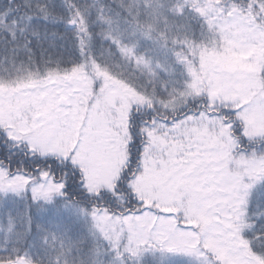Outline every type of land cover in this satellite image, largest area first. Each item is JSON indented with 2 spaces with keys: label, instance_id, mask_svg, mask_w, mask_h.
<instances>
[{
  "label": "snow or ice",
  "instance_id": "6c2138e0",
  "mask_svg": "<svg viewBox=\"0 0 264 264\" xmlns=\"http://www.w3.org/2000/svg\"><path fill=\"white\" fill-rule=\"evenodd\" d=\"M249 44L264 51V0H0V264H264V114L250 92L224 112L216 187L187 204L133 191L131 167L99 177L24 115L63 83L91 85L131 110L135 149L161 113L213 109L214 61Z\"/></svg>",
  "mask_w": 264,
  "mask_h": 264
},
{
  "label": "trees",
  "instance_id": "16d2710c",
  "mask_svg": "<svg viewBox=\"0 0 264 264\" xmlns=\"http://www.w3.org/2000/svg\"><path fill=\"white\" fill-rule=\"evenodd\" d=\"M260 53L262 68L258 82L259 92L264 88V51ZM85 89L88 91L86 106L92 108L98 104L99 113L103 116V130L106 134L113 136L119 145L121 143L119 149L111 151L110 158H101L94 154L95 141L86 136V133H89L87 130H83L84 134L80 132L76 136L71 148L68 145L69 142L62 146L57 136L48 135V125L42 124L41 121L38 125V135L44 142L65 149L69 154L76 150V158L85 162L94 172L104 168L112 171L114 174L112 177H118L131 167L135 178L133 191L142 192L162 202L167 189L172 188L177 190V194H173L171 202L176 200L177 203L183 201L187 204L193 200L191 192L185 190L183 186L164 182L176 170L177 162H180L184 156H189L187 145L201 138L209 147L224 148L228 152L227 137L222 136V125L225 119L224 112L235 107V104L214 105L215 107L207 111L203 118H192L187 121H177L174 114L161 113L156 122H150L146 128L141 129L140 143L133 149L131 145L135 137L131 132L132 113L125 107L122 98L115 93L109 94L103 89L93 90L91 85L86 86ZM202 95L207 97L206 90ZM251 101H253V107L264 114V103H262L264 96H259V99L254 96ZM255 101L259 102L255 103ZM209 103H212L210 98ZM30 106V104L27 105L24 115L27 120L32 121L35 118L28 112ZM88 118L87 116L86 119ZM96 127V122L92 121L91 129L95 130Z\"/></svg>",
  "mask_w": 264,
  "mask_h": 264
},
{
  "label": "rangeland",
  "instance_id": "374dc122",
  "mask_svg": "<svg viewBox=\"0 0 264 264\" xmlns=\"http://www.w3.org/2000/svg\"><path fill=\"white\" fill-rule=\"evenodd\" d=\"M260 52L261 50L252 44L244 47L237 46V51L227 56L221 55L214 61V79L217 89L216 95L210 98L212 104L229 106L240 100L241 94L249 92L247 100H252L254 96L259 99L258 82L262 68ZM87 94V89L81 87L76 81L63 83L55 92L42 93L30 101L31 106L28 112L38 119L39 123L40 121L42 124L46 123L48 135L57 136L62 146L69 142L68 145L71 148L73 140L80 132L84 134L83 130L89 131L86 136L95 141L94 154L108 159L111 157V151L119 149L121 143L119 145L113 136L106 134L103 130V116L99 113L98 104L92 108L86 106ZM257 102L259 101H255ZM254 110L257 117L262 115L261 111L255 108ZM87 116L88 119H86ZM92 121L96 122L95 130L91 129ZM187 148L189 156H184L180 160L181 163L177 162L176 170L164 182L183 186L185 190L191 192L194 199L198 193L216 187L219 179L216 173L227 166L228 152L224 148L209 147L201 138L192 141ZM95 173L101 178H111L114 175L112 171L104 168L95 170ZM173 194H177V190L167 189L162 202H171Z\"/></svg>",
  "mask_w": 264,
  "mask_h": 264
}]
</instances>
